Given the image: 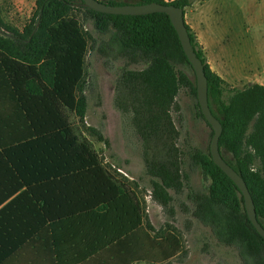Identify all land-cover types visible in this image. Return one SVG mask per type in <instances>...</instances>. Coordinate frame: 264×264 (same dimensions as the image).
Here are the masks:
<instances>
[{
    "label": "trees",
    "instance_id": "obj_1",
    "mask_svg": "<svg viewBox=\"0 0 264 264\" xmlns=\"http://www.w3.org/2000/svg\"><path fill=\"white\" fill-rule=\"evenodd\" d=\"M98 1L173 5L183 13L194 2ZM184 25L203 64L209 109L222 127L221 157L245 182L264 228V87L227 85L210 69L195 33ZM90 51L106 65L120 64L115 107L141 142L151 199L172 219L174 203L186 190L190 207L182 206L219 246L235 250L240 264H264V239L249 221L240 191L213 163L210 142L204 149L187 139L178 145L171 112L178 110L181 90L195 100V116L205 119L194 71L168 16L104 14L81 0H36L21 29L0 14V264L35 241L49 245L57 260L64 259L66 241L75 242L73 252L80 235H101L102 247L96 249L114 250L137 240L140 260L156 264L179 252L174 229L155 232L145 223L133 183L112 175L91 144L75 133L70 116L82 121L86 115L84 66ZM212 135L211 129L210 141ZM197 172L205 182L199 188L190 180ZM56 214L66 218H52Z\"/></svg>",
    "mask_w": 264,
    "mask_h": 264
},
{
    "label": "rangeland",
    "instance_id": "obj_2",
    "mask_svg": "<svg viewBox=\"0 0 264 264\" xmlns=\"http://www.w3.org/2000/svg\"><path fill=\"white\" fill-rule=\"evenodd\" d=\"M36 0H0V14L3 20L21 29L31 17ZM131 3L134 0H116ZM209 11L222 31L221 41L229 46L239 71L264 70V0H211ZM75 17L82 22L80 14ZM89 25L84 29L90 30ZM250 28V32L247 31ZM119 63L106 65L93 51L85 58V82L87 111L80 121L74 115L70 120L80 139L87 140L98 154L102 164L116 178L126 179L131 184L142 203L144 221L155 232L174 229L180 241L177 252L165 264H240L235 250L219 246L208 228L198 224L184 209L190 204L185 190L174 203L175 215L171 219L167 212L150 197L149 178L145 175L142 147L134 133L129 119L115 107V81ZM178 110L172 111V119L180 133L178 145L187 139L192 145L205 148L210 142V127L194 114L192 99L186 90L177 97ZM94 129L95 132H91ZM101 134L109 141V147L98 140ZM226 157H229L224 153ZM121 169L126 176L114 172ZM195 188H199L202 176L199 172L190 177ZM173 194L172 192H170ZM184 205V206H182Z\"/></svg>",
    "mask_w": 264,
    "mask_h": 264
},
{
    "label": "crops",
    "instance_id": "obj_3",
    "mask_svg": "<svg viewBox=\"0 0 264 264\" xmlns=\"http://www.w3.org/2000/svg\"><path fill=\"white\" fill-rule=\"evenodd\" d=\"M171 2L174 0H163ZM211 0H194L191 7L184 10V21L195 33L210 69L216 73L227 85L241 87L248 83H257L264 87L263 71H239L236 61L229 46H224L221 41L222 31L226 27L219 25L212 17L213 11H209ZM250 32V28H247ZM52 218H66L63 214H56ZM69 241V240H68ZM66 241L68 255L64 259H56L49 245L43 246L39 243L30 242L20 252L4 264H156L154 262L140 260L138 256L139 244L137 240L131 239L128 244H118L114 250L111 248L96 249L102 247L101 235H86L76 238L75 251L72 252L73 242ZM90 249L95 251L91 256H84L83 253ZM79 253V261H75ZM83 254V255H82ZM163 262L162 264L167 263Z\"/></svg>",
    "mask_w": 264,
    "mask_h": 264
},
{
    "label": "water",
    "instance_id": "obj_4",
    "mask_svg": "<svg viewBox=\"0 0 264 264\" xmlns=\"http://www.w3.org/2000/svg\"><path fill=\"white\" fill-rule=\"evenodd\" d=\"M82 5L93 11L112 14V15H132L140 16L152 13H164L170 19L172 26L174 27L183 52L186 55L188 62L190 63L196 79V96L201 110V113L213 131V135L210 141L209 151L213 163L234 183L237 189L243 196L244 207L249 221L254 226L257 233L264 239V228L258 223L255 214V208L252 198L247 189V186L243 179L223 160L221 157L218 140L222 132L220 122L212 115L207 96V80L203 69L201 60L194 52L187 30L184 25V13L183 10L173 5H161L157 3L136 5L125 4L120 6H112L101 3L98 0H81ZM252 83H248L251 85Z\"/></svg>",
    "mask_w": 264,
    "mask_h": 264
},
{
    "label": "built area",
    "instance_id": "obj_5",
    "mask_svg": "<svg viewBox=\"0 0 264 264\" xmlns=\"http://www.w3.org/2000/svg\"><path fill=\"white\" fill-rule=\"evenodd\" d=\"M114 170H115L116 172H118V173L123 174L124 176H126L125 173L121 171V169H119V168H115V167H114Z\"/></svg>",
    "mask_w": 264,
    "mask_h": 264
}]
</instances>
